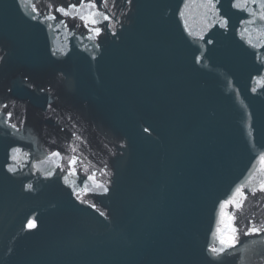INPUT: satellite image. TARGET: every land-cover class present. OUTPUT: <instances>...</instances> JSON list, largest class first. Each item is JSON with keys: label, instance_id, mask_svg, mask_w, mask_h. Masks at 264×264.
Wrapping results in <instances>:
<instances>
[{"label": "water", "instance_id": "1", "mask_svg": "<svg viewBox=\"0 0 264 264\" xmlns=\"http://www.w3.org/2000/svg\"><path fill=\"white\" fill-rule=\"evenodd\" d=\"M94 4L0 0V264H264L261 0Z\"/></svg>", "mask_w": 264, "mask_h": 264}, {"label": "snow or ice", "instance_id": "2", "mask_svg": "<svg viewBox=\"0 0 264 264\" xmlns=\"http://www.w3.org/2000/svg\"><path fill=\"white\" fill-rule=\"evenodd\" d=\"M253 2H255V0H253ZM89 6H90V7H95L94 0H89ZM72 7H75V6L73 5ZM261 7H264V0H261ZM58 11H60V12H64L65 14H67L64 8H60V9H58ZM94 15H95V13H92V14H91V18H90V22H91L92 24H95V23L97 22V21L94 19ZM260 18H261L262 20H264V13H261V14H260ZM81 19H85V18H84V17H81ZM87 22H88V21H86V23H87ZM94 31L98 34V33L100 32V29H99V28H95ZM53 155H59V154H58V153H54ZM261 159L264 160V157H262ZM71 162H72V163H75V160H73V161H71ZM89 179H92V177H89ZM29 187H31V185H29ZM261 190L264 191V185H262ZM105 191H107V189H105ZM237 191H240V189H237ZM225 203H227V202H225ZM30 226H31V225H30ZM249 231L255 232V231H259V229L252 228V229H250ZM221 243L224 244L225 242H224V241H221ZM233 243H234V240H230V241L227 243L226 246L230 247V246H232ZM211 250H212L213 252H218V251H219V252H223L225 249H224V247H221L220 249L212 248Z\"/></svg>", "mask_w": 264, "mask_h": 264}]
</instances>
